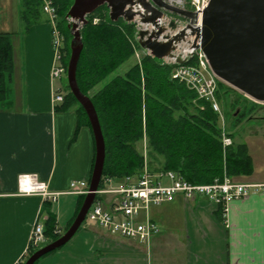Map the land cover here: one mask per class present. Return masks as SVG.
I'll return each instance as SVG.
<instances>
[{
    "label": "crops",
    "instance_id": "1",
    "mask_svg": "<svg viewBox=\"0 0 264 264\" xmlns=\"http://www.w3.org/2000/svg\"><path fill=\"white\" fill-rule=\"evenodd\" d=\"M0 33L14 40L10 96L7 105L0 103V264H21L33 249V226L45 229L54 219L53 233L62 235L83 195L63 194L56 202L19 195L18 175L35 173L52 191H67L73 180L89 184L94 141L75 105L56 110L53 92L63 90V82L50 76L49 23L24 29L20 0H0ZM257 144L253 151L246 143L251 164L245 181L262 187L233 201L225 216L203 197L177 195L150 210L159 232L148 245L85 220L70 240L33 264H264V140ZM101 198L107 206L112 196Z\"/></svg>",
    "mask_w": 264,
    "mask_h": 264
},
{
    "label": "trees",
    "instance_id": "2",
    "mask_svg": "<svg viewBox=\"0 0 264 264\" xmlns=\"http://www.w3.org/2000/svg\"><path fill=\"white\" fill-rule=\"evenodd\" d=\"M41 1L20 0V17L24 29L37 23L36 17L42 13ZM52 2L57 7L60 33L62 32L66 43L71 38L69 27H66V15L73 0ZM100 12L104 14H101L99 22H92V15ZM108 12L105 5L99 7L87 15V23L80 27L83 47L76 69L78 87L92 101L104 137L105 161L102 176L112 177L117 181L137 177L144 165L143 155L136 151L134 145L144 134L147 136L148 146L152 148L148 155L150 159H155V162L153 160L146 163L150 171H173L190 183H211L216 178L222 179V170L227 171L228 175L248 173L251 160L245 144L241 143L236 148L228 146L223 151L220 133L211 114L174 117L173 110L180 109V102L196 97V93L172 78L173 65L162 64L160 60L146 54L140 65L132 66L124 76H116L94 96L87 93L124 63L134 49H141L134 37L135 24L122 18L112 21ZM11 37L10 33H0V103L10 94L14 72ZM64 50L69 53L67 44H64ZM68 58L64 54V66H67ZM161 84L164 86L161 87ZM219 87L218 83L217 99ZM165 88L167 92L170 91L168 96L162 91ZM63 90L66 92L64 99L56 110H66L77 104V112L89 125L84 110L69 91L66 77ZM154 152L163 157V162L158 161ZM82 199L83 196L78 209ZM54 222V219L48 220L44 229L47 242L59 237L53 233ZM33 251L35 250L31 249L28 256Z\"/></svg>",
    "mask_w": 264,
    "mask_h": 264
},
{
    "label": "built area",
    "instance_id": "3",
    "mask_svg": "<svg viewBox=\"0 0 264 264\" xmlns=\"http://www.w3.org/2000/svg\"><path fill=\"white\" fill-rule=\"evenodd\" d=\"M163 1L181 8L190 5L200 17L209 2V0H174L176 3L173 0ZM42 9L51 18L53 64L50 76L52 79L60 80L63 75H66V66L63 63L64 38L53 20L54 5L52 0H43ZM139 20L138 15L133 20L136 24V40L139 39L138 32L140 30H146L147 35L155 30L153 24L141 23ZM171 21L175 24L174 29L168 28ZM157 23L164 26L165 29L159 36L165 38L169 32L185 31L188 20L164 11V14L156 20ZM167 29H169L168 32ZM159 36L157 40L164 42L163 39H159ZM192 36L195 39V44L199 46V37H196V34ZM184 39L187 41L189 37L184 35L182 40L174 44L171 54L160 59V62L173 65L172 78L184 83L186 87L196 93L198 98L209 102L213 110L219 112L216 101V81L219 78L212 72L201 49L199 47L186 49L185 47L188 46L184 43ZM144 51L153 57L148 50ZM177 59L180 62H177ZM63 99L64 93L55 90L53 102L58 104ZM230 145L231 139L222 133L223 151ZM223 156L225 157L224 153ZM261 187L262 185L257 183L232 181L226 175L222 179H214L211 183H190L173 171H150L147 165H144L140 174L134 178L126 177L117 181L112 177L101 176L99 186L95 191V198L86 213L85 220L96 223L111 235L148 245L150 239L159 232L158 225L150 218V210L164 203L172 202L177 195H182L187 200L203 197L218 207L222 211V215L225 216L233 201L243 199ZM86 193H88V181L86 180L71 181L67 191H52L47 183L40 180L35 173L19 174L17 177V194L39 196L43 201L56 202L63 194L84 196ZM106 195L112 196L107 206L101 198ZM45 241L43 225L36 223L29 235V248L37 249Z\"/></svg>",
    "mask_w": 264,
    "mask_h": 264
},
{
    "label": "water",
    "instance_id": "4",
    "mask_svg": "<svg viewBox=\"0 0 264 264\" xmlns=\"http://www.w3.org/2000/svg\"><path fill=\"white\" fill-rule=\"evenodd\" d=\"M103 5L108 8L112 21L122 18L126 22H132L138 15L141 23L154 25L164 11L183 16L188 20L186 27L199 37L200 45L197 47L205 55L212 72L247 97L264 102V0H209L200 18L196 12L173 7L162 0H73L66 15L72 20L69 25L72 38L66 79L69 91L86 114L94 141L88 193L83 196L66 231L33 251L23 264H33L70 240L84 222L100 183L105 161L104 137L92 101L78 87L76 69L83 47L80 27L87 23V15ZM169 28H175L173 21L169 23ZM163 31L164 29L159 28L148 35L146 30L138 32L140 48L148 50L159 60L169 56L174 44L185 35L183 30L167 41L160 42L157 38ZM177 62L180 60L177 59Z\"/></svg>",
    "mask_w": 264,
    "mask_h": 264
},
{
    "label": "rangeland",
    "instance_id": "5",
    "mask_svg": "<svg viewBox=\"0 0 264 264\" xmlns=\"http://www.w3.org/2000/svg\"><path fill=\"white\" fill-rule=\"evenodd\" d=\"M41 2H42L41 3L42 13H40V16L36 17V21L37 22L42 21V20L47 21L50 25L51 18L48 14H46L43 11L42 9L43 0ZM163 2L168 4L165 1ZM173 7L193 11L192 6L190 5L186 6L185 8L184 7L181 8L177 6H173ZM101 14H104V12H100L99 14H96V13L93 14L91 18L92 22L94 23L99 22V18ZM174 15L184 18L183 16L178 15V14H174ZM58 19H59V16L57 14V7L54 6L53 20L56 22V26L59 29ZM71 21L72 20L67 19V25H68V26L66 25L67 28L69 27ZM132 23L135 24V22L133 21ZM134 37H135V34H134ZM71 38H72V35H71ZM71 38L67 39L66 43L64 41L65 39L63 40L64 44H67L69 47V53L68 51L64 50L65 56H68V57H69L68 54H70ZM11 42L12 44L14 43V40L12 37H11ZM145 55H146V52L145 51L143 52L142 49H139V48L134 49L133 54L124 63L119 65L112 73L106 76L99 83L91 87L87 91V93L90 96H94L101 88L107 85L108 82H110L116 76H124L126 72L132 66L140 65ZM64 79H65V75H63V78L60 81L64 82ZM56 81H59V79H56ZM216 82H217V87H218V83L220 84L219 91H218V99L216 98L217 104L219 106V112L213 110L209 102L198 98L196 95V97L193 96L192 99L188 98V99H185L183 102H180L182 106L180 107V109L175 108L172 114L174 115V117H178L179 115L197 114V113L199 115L211 114L215 119V126H216L217 131L220 133L221 141H222V133H225V135L231 139L230 146L232 148H236L241 143H244L246 146V143H248L251 150L253 149L254 151V149H256L254 147L258 145L257 144L258 141L264 140V138H262L264 137V102H257L251 99L250 97H247L244 93H242L241 91L237 90L236 88L232 87L231 85L225 83L224 81L220 79H218ZM162 86L164 85L161 84V87ZM162 91L165 94L170 92V91L167 92L166 88L165 90H162ZM64 93L66 92L64 91ZM8 95L10 96L9 93ZM8 95L6 99L9 98ZM203 101L206 102L212 108L213 112L211 110L209 111V108ZM1 102H5V100ZM3 105L4 106L7 105V102H5ZM3 105L0 104V106H3ZM134 147L136 151H138L139 153L143 155L142 165H146V163H148L149 161H153V160L155 162V159L154 158L150 159V156L148 155L149 149H152V148L148 146V140L145 134L142 136L141 139L137 140ZM153 154L156 155L155 152ZM156 156L158 157V161L160 160L163 162V157H161V155L158 154ZM225 175L232 181H235V182L241 181L243 183H246L245 181L246 174L244 173L237 174V175H228L227 171L222 170L221 177L223 178L225 177Z\"/></svg>",
    "mask_w": 264,
    "mask_h": 264
},
{
    "label": "bare ground",
    "instance_id": "6",
    "mask_svg": "<svg viewBox=\"0 0 264 264\" xmlns=\"http://www.w3.org/2000/svg\"><path fill=\"white\" fill-rule=\"evenodd\" d=\"M170 1H172V0H170ZM173 2L174 3H176V1H174L173 0ZM170 5V4H169ZM172 6V5H171ZM199 18H200V16H199ZM198 25H200V23H198ZM159 28H162V29H165L164 28V26L161 24V23H155L154 24V31H157ZM168 28H169V24H168ZM170 29V28H169ZM169 29H167V32H168V30ZM185 35L187 36V37H189V39H187V41L184 39V43L185 44H187V46L188 47H185L186 49H188L189 47H197V45L195 44V39H194V37L192 36L193 34L191 33V31H190V29H189V27L187 26L186 28H185ZM161 34V33H160ZM177 34H179L178 32H176V31H174V32H169L168 33V36H166L165 38H163V36H159V39H163L164 41H165V39H166V41H167V39H170V38H172V37H174L175 35H177ZM182 39V38H181ZM159 41V40H158Z\"/></svg>",
    "mask_w": 264,
    "mask_h": 264
}]
</instances>
